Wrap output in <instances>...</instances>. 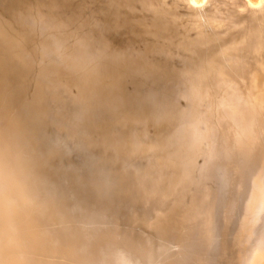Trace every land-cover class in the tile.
I'll return each instance as SVG.
<instances>
[{"label": "bare ground", "instance_id": "bare-ground-1", "mask_svg": "<svg viewBox=\"0 0 264 264\" xmlns=\"http://www.w3.org/2000/svg\"><path fill=\"white\" fill-rule=\"evenodd\" d=\"M0 264H264V0H0Z\"/></svg>", "mask_w": 264, "mask_h": 264}, {"label": "rangeland", "instance_id": "rangeland-1", "mask_svg": "<svg viewBox=\"0 0 264 264\" xmlns=\"http://www.w3.org/2000/svg\"><path fill=\"white\" fill-rule=\"evenodd\" d=\"M55 127V126H54ZM53 126H50V140L58 146V148H61V153L64 155V159L61 161H54L55 167L58 169L59 173V183H63L66 185V187L69 186L70 182L72 181V177L79 178L80 180H84L83 184L85 185V189L88 192V186L90 187V181L91 173L89 172L90 169L87 166L90 165L91 161L89 158H94L99 155L91 153L86 148L81 147L80 145L75 144L73 141H70L66 137V132L60 130L61 133H59V129L57 127L54 128ZM57 130V131H56ZM58 132V133H57ZM55 133V134H54ZM60 134V135H59ZM58 135V136H57ZM61 136V137H60ZM65 139V140H64ZM67 139V141H66ZM56 140V141H55ZM64 145V146H63ZM68 147V148H67ZM65 148V149H64ZM78 150V151H77ZM81 150V151H80ZM63 151V152H62ZM88 151V152H87ZM76 152V154H75ZM80 153V154H79ZM75 156V157H74ZM93 156V157H92ZM73 157V158H72ZM83 157V158H82ZM89 159V160H88ZM78 160V161H77ZM82 161V162H81ZM79 162V163H78ZM62 163V164H61ZM68 163V164H67ZM81 163V164H80ZM84 163V164H83ZM52 164V162H51ZM65 164V165H64ZM78 164V165H77ZM53 165V164H52ZM69 165V167H68ZM78 166V167H77ZM80 166V168H79ZM73 167V168H72ZM77 167V168H76ZM80 169V170H79ZM68 170V171H67ZM72 170V171H71ZM71 171V172H70ZM88 174V175H87ZM61 178V179H60ZM68 181V182H67ZM87 187V188H86ZM126 219V218H125ZM125 219L123 218L122 224L124 225V229H126L127 224L125 223Z\"/></svg>", "mask_w": 264, "mask_h": 264}]
</instances>
